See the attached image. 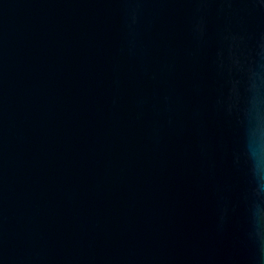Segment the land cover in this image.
I'll list each match as a JSON object with an SVG mask.
<instances>
[{"label": "water", "instance_id": "95a60500", "mask_svg": "<svg viewBox=\"0 0 264 264\" xmlns=\"http://www.w3.org/2000/svg\"><path fill=\"white\" fill-rule=\"evenodd\" d=\"M0 264H264V0H0Z\"/></svg>", "mask_w": 264, "mask_h": 264}]
</instances>
